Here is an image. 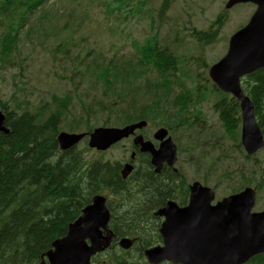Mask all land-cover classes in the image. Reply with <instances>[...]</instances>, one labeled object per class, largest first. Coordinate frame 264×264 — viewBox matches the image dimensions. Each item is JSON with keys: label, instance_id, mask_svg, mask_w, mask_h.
<instances>
[{"label": "rangeland", "instance_id": "rangeland-1", "mask_svg": "<svg viewBox=\"0 0 264 264\" xmlns=\"http://www.w3.org/2000/svg\"><path fill=\"white\" fill-rule=\"evenodd\" d=\"M162 1L44 0L40 8L27 10L25 16L28 20L19 29L11 52L6 58L0 57V97L8 100L13 106L11 108L21 107L22 110L28 108L40 112L46 107L49 108L48 114L58 108L60 98L64 97L62 100L66 108L58 132H82L98 126H121L126 122L127 114L141 112L140 116L148 119L144 134L154 132L161 125L169 126L171 134L183 147L177 167L184 171V184H189L194 172L199 171L209 181V186L217 183V197H221L225 195L222 193L226 189L236 187L239 182L264 183V149L257 153L256 161L244 164L240 176L238 170V175L232 174L226 159L215 171L207 169L202 162L198 169L193 162L186 160L187 152L184 150L189 139L187 120L195 121L193 115L196 112L206 119L210 127L206 139H211L213 132H222L217 113L212 109L219 94L210 83L207 84V70L226 52L229 37L247 22L254 6L251 3H240L225 10L226 0H170L169 10L159 17L158 10ZM224 10L225 22L217 32L216 40L206 45L200 44L193 32L207 30L215 17ZM151 37L159 50L166 48L176 56L175 74L173 65V71L167 73L169 81L166 91L152 88L160 77L150 63L140 65L135 61L139 56V48ZM75 42L78 45L71 50V54L74 59L77 56V69L72 68L75 67L74 59L59 62L60 57L63 58L59 52H56V58L53 59L51 53L56 45L65 43V46L72 47ZM106 60L113 62L107 67L110 70L108 82L97 74L100 66L105 67L101 63ZM87 63H93L92 71H83ZM135 70H138L137 74H134ZM126 71L131 73L128 76L130 79L125 76ZM135 78L137 81H134ZM204 85L211 89L205 90L207 86L204 88ZM196 86L205 91L200 99L191 103L192 108L179 101L174 107V91L181 93V99L187 89L195 93ZM116 95L126 96L124 102L115 101L111 109H102L112 104V96ZM54 96L59 97L57 103L51 101ZM193 123L196 125V122ZM129 145L130 139L103 152L89 149L85 158H101L122 164L128 161L129 152L126 149L130 148ZM134 164L139 166L142 161L136 160ZM232 167L236 168V165ZM202 169L209 174L204 175ZM226 173L231 175L232 181L222 180ZM262 209L263 186L260 199L254 207V210Z\"/></svg>", "mask_w": 264, "mask_h": 264}, {"label": "trees", "instance_id": "trees-1", "mask_svg": "<svg viewBox=\"0 0 264 264\" xmlns=\"http://www.w3.org/2000/svg\"><path fill=\"white\" fill-rule=\"evenodd\" d=\"M3 1L2 11L6 17L11 12L19 13V7L25 4L23 0ZM25 2L32 6L40 0ZM169 8L170 0H163L158 13L163 15ZM224 22L225 14L219 13L207 30H195L193 36L200 44H209L216 40V34ZM12 30L13 27L10 26L7 36L11 35ZM7 36L2 38L0 46V57L3 58L8 57L12 46L9 43L12 38L7 39ZM153 39H147L139 48V56L135 61L140 65L150 63L158 76L164 79L169 71H173V61L175 74L176 56L166 48L159 50ZM77 45L75 42L72 47H67L65 43H61L55 46L51 55L55 60L56 52H59L63 56L59 60L61 63L74 59L71 50ZM201 58L200 56L199 59ZM73 63L75 67L72 68L77 69V56ZM112 63L111 60L102 62L105 67L100 66L97 72L107 82L110 71L107 67ZM91 64L93 63H87L83 71H92ZM82 65L83 62L80 66ZM198 67L201 65L198 64ZM80 73L83 75V72ZM137 73L138 70H135L134 74ZM125 76L130 79L128 76L131 73L126 71ZM158 82L162 81L157 80L155 83ZM242 88L254 104L257 120L263 131L264 68L249 74L242 83ZM202 92L204 91H200V87H196L195 93L187 89L185 98L183 94V98L179 99L181 93L174 91V107L179 101L192 108V104L202 97ZM218 94L219 98L213 102L212 109L217 113L222 132H213L212 138L206 139L210 127L206 119L198 116L196 112L193 116L196 125L187 120L186 131L189 139L188 146L184 149L187 152L186 160L193 162L198 169L202 162L207 169L215 171L226 159L232 174L238 175V170L240 176L244 164L250 158L240 145L238 103L231 96L221 92ZM124 97L126 96H112L111 101L114 102L102 109H111L115 101L124 102ZM58 99L59 97L54 96L51 101L57 103ZM62 99L64 97L60 98L58 108L48 114L49 108L46 107L40 112L30 111L28 108L22 110L21 107L11 108L13 106L9 101L0 97V110L3 111L4 123L9 128L8 133L0 132V264H38L40 255L50 247L51 241L65 234L67 224L77 217L92 194L102 190L111 191L118 201L116 214L112 215L115 233L136 235L142 241V246L153 244L159 237L156 232V218L149 214L150 210L163 205L171 191H174L176 179L171 181L170 178H177L178 187L181 189L183 177L178 173H170L172 177L169 179L167 173L157 177L148 165H141L128 180H122L116 164L85 160V149L74 146L60 151L56 133L66 108ZM47 106L50 107L51 104L48 103ZM114 111L116 112V108ZM140 113L133 111V114L125 116V120L145 118ZM200 119L202 122H197ZM174 139L177 140L176 137ZM178 144L180 152L183 151V147ZM233 164L236 168L232 167ZM202 171H205L204 175L209 174L204 169ZM193 177L200 178L204 183L209 182L199 171L194 172ZM224 179L232 181L228 173L222 176V180ZM248 183L251 182H239L230 190L224 189L225 193H235ZM260 183L263 181L255 184L259 192ZM213 188L218 190L217 183H214ZM106 254L104 259L101 258L102 264H147L140 250L130 252L118 249L110 250ZM245 264H264V253L254 256Z\"/></svg>", "mask_w": 264, "mask_h": 264}, {"label": "water", "instance_id": "water-1", "mask_svg": "<svg viewBox=\"0 0 264 264\" xmlns=\"http://www.w3.org/2000/svg\"><path fill=\"white\" fill-rule=\"evenodd\" d=\"M241 2L256 5L248 22L234 32L225 55L208 72L211 81L222 91L232 94L241 108L240 142L245 151L254 153L264 145L260 129L255 121L253 104L240 88V77L264 67V0H227L226 7ZM144 121L123 128H96L89 135V146L105 149L118 140L132 134ZM0 130L4 127V115L0 112ZM166 129H159L155 138L163 139ZM83 133L60 132L57 140L62 148L77 142ZM141 151L152 154V163L159 170L165 161L172 165L176 160V146L170 138L162 141L158 150L141 136L133 140ZM131 170L125 167L123 176ZM188 204L179 207L168 202L156 215L164 216L159 232L162 247L144 252L150 264L163 260L172 264H242L258 253L264 252V211L251 212L255 203V191L251 187L214 200V192L199 182L190 187ZM109 214L104 198L96 195L82 214L68 226L67 234L53 241V249L45 253L50 264H91L90 256L104 250L111 242V233L102 237L99 227L106 228ZM90 244H88V241ZM123 239L120 245L128 247L132 241ZM41 264H44L42 260Z\"/></svg>", "mask_w": 264, "mask_h": 264}, {"label": "flooded vegetation", "instance_id": "flooded-vegetation-1", "mask_svg": "<svg viewBox=\"0 0 264 264\" xmlns=\"http://www.w3.org/2000/svg\"><path fill=\"white\" fill-rule=\"evenodd\" d=\"M153 136V133L151 134H143V137L144 139L146 140H151L150 137ZM152 141V140H151ZM154 145L157 147L158 146V143L153 141ZM133 152L135 153V158L134 160L136 161V158H137V154L140 153L138 152V149L134 147V150ZM139 157H140V160L142 161V164L141 165H148L150 168H151V171L153 173H155V175H158L157 177H160V176H163V174L167 173V178L169 179L171 176L170 173H174V171L172 170V168L170 166H168L166 163L162 164V167H161V170L159 172H155L154 170V165H152L151 163V156L149 153L147 152H142L139 154ZM127 175L124 176V178H126ZM121 177L123 178V176L121 175ZM171 181L174 180V177L173 178H170ZM160 181V180H158ZM180 193V190L178 189V187L175 189L174 188V191L172 190L171 191V194L166 198V200L170 199V200H173L174 201V197L177 198L179 197V195L183 198V204H185L186 200H187V192L185 190V188L182 190V194H179ZM166 200L163 202V204L166 202Z\"/></svg>", "mask_w": 264, "mask_h": 264}, {"label": "bare ground", "instance_id": "bare-ground-1", "mask_svg": "<svg viewBox=\"0 0 264 264\" xmlns=\"http://www.w3.org/2000/svg\"><path fill=\"white\" fill-rule=\"evenodd\" d=\"M1 140V139H0ZM7 143V142H6ZM14 151V150H13ZM20 151V150H19ZM22 156V155H21ZM234 194V193H233ZM2 236V235H1Z\"/></svg>", "mask_w": 264, "mask_h": 264}]
</instances>
